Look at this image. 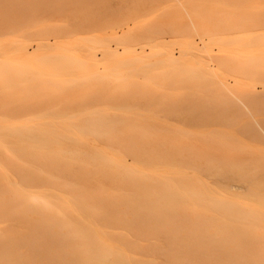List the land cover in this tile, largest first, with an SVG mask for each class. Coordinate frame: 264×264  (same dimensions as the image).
Returning <instances> with one entry per match:
<instances>
[{
  "label": "rangeland",
  "instance_id": "1",
  "mask_svg": "<svg viewBox=\"0 0 264 264\" xmlns=\"http://www.w3.org/2000/svg\"><path fill=\"white\" fill-rule=\"evenodd\" d=\"M201 1L15 0L11 15L18 14L5 19L6 27L0 26V52L11 55L0 56V63L8 80L19 83L12 85L14 89L9 82L4 93L0 88V96L11 102L13 97L27 99L31 105L4 116L19 115L31 126L58 128L50 133L64 137L78 133L86 138L131 139L147 155L142 159L147 168L155 163L149 159L152 153L161 151L167 163L163 168L172 170L163 169L161 178L167 186L175 184L178 190H171L178 194L168 196L170 187L168 191L161 178L157 185L148 176L146 189L154 186L151 193L157 189L161 193L153 194L162 197L152 198L149 190L146 198L171 201L165 203L171 211L168 204L177 203L185 218L195 208L212 212L211 203L218 197L244 206L245 194L264 201V138L254 136L259 130L253 128L255 119L264 125V38L259 39L264 35V0H255L258 7L245 2L237 7H208ZM230 1L238 5L242 0ZM250 19L252 24H245ZM234 24L241 26L233 29ZM10 62L17 72L8 67ZM210 74L219 83L216 87ZM227 87L234 97L249 103L244 111L233 97L228 99ZM82 149L88 150V145ZM122 149L130 163L133 153ZM241 183L246 185L245 194L243 189L237 193L241 189L236 185ZM103 184L111 188L109 179ZM233 204L225 207L230 210ZM260 209L256 233L239 234L247 228L231 221L236 234L223 235L214 226L209 236L242 238L240 245L250 258L244 264H257L253 257L264 256V207Z\"/></svg>",
  "mask_w": 264,
  "mask_h": 264
},
{
  "label": "bare ground",
  "instance_id": "2",
  "mask_svg": "<svg viewBox=\"0 0 264 264\" xmlns=\"http://www.w3.org/2000/svg\"><path fill=\"white\" fill-rule=\"evenodd\" d=\"M188 1L190 4L194 2V0ZM207 1L209 0L201 2L208 7H237L244 5V2L245 4L250 3L248 4L250 6H259L255 0L251 2L240 0L241 3L238 5L230 0H211V3L209 1L210 5L207 4ZM14 2L15 0H0L1 27H6L5 24L8 22L6 23L5 19L7 17L10 20L16 16V13L18 14L17 11L16 13L14 11V15H11L15 10V7L12 8ZM245 24L251 25V19L245 20ZM240 26L234 24L232 27L236 29ZM260 38H264L263 33L260 34ZM22 51L24 52V48ZM115 51L112 50L113 53ZM131 51L129 50V53ZM132 52L134 53V51ZM10 55L11 53L4 50L0 52L2 57L8 58ZM71 57L69 56V58ZM17 59L19 58L17 57ZM8 67L17 72V67L12 63ZM84 69L86 68L84 67ZM210 76L215 80L212 74ZM9 82L13 83L9 84L10 87L19 83L8 80L4 67L0 63V84H2L0 88L2 91L9 89L7 86ZM212 82L214 84L213 80ZM215 82L216 87L219 83L216 80ZM29 86L31 87V85ZM222 89L221 86L219 91L222 92ZM225 89L230 93H227L228 99L229 95L230 99L233 97L235 102H239L236 103V107L240 105L239 108L242 106L240 109L244 111L249 103L246 104L240 100L239 95V97H234L235 94L228 87ZM13 92L9 91L7 95L12 96ZM223 95L225 96V94ZM1 98L0 96V223L4 225L0 229V264H37L38 262H45V264H158L160 261H165L168 264H244L245 260L250 259L245 254L247 249L243 247L244 245H240L242 238L209 236V231L214 226L218 228L217 232L223 235L236 234L233 233L236 231L233 229L235 228L233 222L243 229L247 228L239 234H245V232L254 234L258 231L255 221L259 218L258 216H261L257 213H263L260 207H264V201L257 199L258 195L257 198L246 196L244 183L236 185L237 189H241L237 193L244 190L243 194L247 200L245 204L249 207L241 205L235 200H228V202L226 199L218 197L215 203H211L212 206L208 205L211 206L212 212L204 213L195 208L189 211L190 214L188 213V217L185 218L184 214L186 213L182 214L183 212L179 211V206L175 205L177 203L168 204L173 208L171 211L167 208L168 206H165L167 202L171 201L160 200L159 198L162 196L159 194L161 193L159 190L153 189L151 193L154 186H148L149 194L152 195V198L155 195H160V197L156 199L158 197L156 196L154 202V199H150L151 197L148 195L149 204L146 203L147 194L145 195V193L149 190L146 189L145 178L152 176L158 182L162 177L163 167L167 166L166 161H163L164 158L162 160L163 154L159 155L160 150L159 153L156 150L152 155L150 154L149 159H153L155 163L151 168H147L142 162V159L147 155L140 147L133 146L134 143L130 141L131 139L103 135L86 138L78 133L65 137L51 134L50 132H54L58 128L46 125L31 126L28 124V120L19 118V115L17 118L4 116L8 111V114H11L12 111H16L20 107L28 108V105L31 104L26 101L27 99L24 101L17 99L16 101L17 97L15 99L13 97L10 98L11 102L8 101L9 98H7L8 100ZM251 99L253 102V95ZM245 112L248 114V111ZM252 119L250 120L252 121ZM256 120H254L255 127H252L257 129H255L256 132L259 130L257 132L259 135L254 136L264 138L263 122ZM251 121L249 122L252 124ZM96 125L98 126V124ZM99 125L101 126V124ZM97 126L93 129H96ZM256 132L254 131V133ZM140 142L144 144L143 138ZM83 144H87L89 149L83 150ZM122 148L131 150L133 153L134 156L130 163L125 159ZM164 170L172 171L169 167ZM105 178L111 182L109 189L104 187L103 180ZM161 179V184L166 183L164 178ZM158 183L157 185H161ZM169 184L172 185L168 182ZM90 185H94L95 189H92ZM170 185L167 186L166 183L165 188H168V191L169 187L172 191V187L176 186L175 184L174 186ZM175 190L178 189L175 188ZM175 190H173L174 192L169 191L168 196L171 193L174 197L177 193ZM154 191L159 193L153 194ZM232 193L230 194L232 195ZM220 196L225 197L226 195ZM188 200L190 198H187ZM172 201L175 202L173 198ZM235 202L237 205L239 204L238 209L235 208L237 207ZM227 203L229 205L234 203V215L231 211L234 208L229 210L230 207H225ZM242 206L245 208L243 209ZM177 208L180 212L178 215L175 214ZM226 208V212L231 214V216L228 215L229 218L224 212ZM182 209L184 208L182 207ZM187 210L183 211L187 212ZM239 213L247 215L244 217ZM235 214L237 218H235ZM129 235L133 237H129ZM263 258L262 255L253 257L255 262H258L257 264H264L261 262Z\"/></svg>",
  "mask_w": 264,
  "mask_h": 264
}]
</instances>
